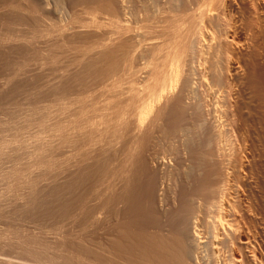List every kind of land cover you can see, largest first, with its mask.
<instances>
[{
  "label": "bare ground",
  "instance_id": "6f19581e",
  "mask_svg": "<svg viewBox=\"0 0 264 264\" xmlns=\"http://www.w3.org/2000/svg\"><path fill=\"white\" fill-rule=\"evenodd\" d=\"M83 1L99 15L77 25L55 24L54 39L39 49L22 43L0 49V75L10 68L0 101L27 108L26 119V109L17 110L20 118L44 136L34 135L31 166L24 159L28 165L18 163L6 173V190L26 204H20L25 213L59 217L83 211L85 183L115 177L100 202L106 208L102 221L115 228L105 233L103 264H264V0ZM30 59L43 71L52 64L54 75L38 68L37 80H17ZM186 112L199 126L200 147L208 149L199 148L201 160L216 157L209 168L192 165L203 167L196 168L198 176L181 159L147 161L144 155L153 132L178 129ZM24 131L19 134L27 136ZM30 146L21 152L27 148L29 156ZM55 147L66 148L78 165L67 160L75 165H65L67 174L72 168L70 179L59 170L66 181L59 177L62 184L51 186L58 174ZM47 169L55 173L49 197L41 190L48 181H37ZM180 171L193 186L172 192L159 187L160 178ZM197 194L199 206L191 202ZM95 208L84 210L93 214ZM21 243L27 255H46L37 239ZM65 251V264L94 263L82 249ZM0 264L36 263L0 256Z\"/></svg>",
  "mask_w": 264,
  "mask_h": 264
},
{
  "label": "rangeland",
  "instance_id": "374dc122",
  "mask_svg": "<svg viewBox=\"0 0 264 264\" xmlns=\"http://www.w3.org/2000/svg\"><path fill=\"white\" fill-rule=\"evenodd\" d=\"M8 1V2H7ZM85 3V4H84ZM99 15L98 11H93L90 8V4L89 2H84L83 0H6V1H0V49H2L3 51L7 50L8 48H10V46L12 47V45L14 46V44H16V46L18 45H22V47L24 45H30L28 46L29 48L33 47V49H37L40 46H43V44L45 42H47L49 40V42L52 39L53 34L56 32L55 30H57V28L59 26H61L60 24L66 26L67 25H72V24H80V23H84V21H87L90 17H95ZM59 25H55L58 24ZM54 26H56L57 28H55ZM55 28V29H54ZM35 30V32L33 31ZM52 35V36H50ZM56 35V33H55ZM48 37H51L48 38ZM54 37V36H53ZM45 39H48L45 41ZM30 42V43H29ZM22 43V44H21ZM26 43V44H25ZM28 43V44H27ZM38 45V46H37ZM37 46V47H36ZM25 47V46H24ZM5 49V50H4ZM39 49V48H38ZM65 49V48H64ZM67 51V50H65ZM64 51V52H65ZM67 52H65L66 54ZM68 54V53H67ZM11 61L15 60L14 57L9 54L7 56ZM34 59H30V64H26L24 65V67H21L20 69L24 70L27 66V70H28V74L25 71H21L20 69L17 71V75H16V79L18 78L19 80L21 79V82L23 81L22 79H24L25 81V77L26 78V82L27 79L28 81H32V80H37L36 78L39 76L38 73H40V71L42 70V66H39V61L37 59H35L36 61H33ZM1 61V59H0ZM2 62V61H1ZM0 62V63H1ZM34 62V63H32ZM37 62L36 66H37V70L34 68L35 67V63ZM39 62V63H38ZM2 65V63L0 64ZM30 65L31 69H28V66ZM41 65V64H40ZM51 65V66H50ZM49 65V70L48 67L43 69L45 71L42 70V73H46L48 70V73H51V70L54 71V69H52L53 67L55 68V66L52 67V64ZM5 67V66H4ZM51 67V68H50ZM40 68V69H38ZM2 73L0 75V84L2 83L3 86L2 88L4 90L5 87H9L7 86L8 84L10 85V83L7 84L6 80V74L5 72H7V70H10V68L8 69V67H5V69H7L5 71L4 68H1ZM51 69V70H50ZM32 70H34L33 72H31L32 74H30V72ZM38 73H35L37 72ZM50 71V72H49ZM24 72H26V76L22 75V77L24 76V78H20L21 76H19L20 74H23ZM20 73V74H19ZM35 74H38V76H36ZM54 75V72L49 74ZM44 75V74H42ZM48 75V76H49ZM18 76V77H17ZM34 76V77H33ZM41 76V73H40ZM39 76V77H40ZM45 76V75H44ZM43 77V76H42ZM15 78V76H14ZM35 78V79H32ZM44 78V77H43ZM7 81V82H5ZM15 79V80H16ZM17 79V80H18ZM3 80V82H2ZM14 82H17L15 81ZM13 81V80H12ZM5 82V83H4ZM19 83V81H18ZM0 86V94H2L3 91L1 90ZM9 102H7L6 104L2 103L0 101V256L3 257H12L15 260H24V261H28V262H33L36 264H65L62 261V258L64 259V255L66 254V251L69 247H74L77 249H82L83 251L87 252V253H91L93 256L90 257L91 260H94L93 264H103L100 257H101V246L103 244V239H105V233H115V228L113 226H111L109 223L106 224L102 221V212L105 211V207L103 208L100 204L101 199L104 195V193L108 190L107 187L110 188V186H112L115 182L116 179L115 177L109 179L107 175H101L98 178H96L92 184L91 183H85L83 185V189H86L85 192L86 193V197H85V206L83 208V211L80 210V212H76L79 210H74L75 213H68V214H61L63 216H60L59 213V217L58 216V212L56 215V212L51 213V215L48 214H44V212H42V214L40 215V212L37 210L36 214L39 212V214L35 215L33 212H29L32 215H29L26 211V213L22 210L23 207L21 206H26V204H22V202L20 201H15L13 200V195L8 192L6 190V183L4 180V176L6 175V173H8L9 171H11L14 167L19 166H24L25 163L26 165L31 166L30 164H32V162L35 160V158L37 157V154L35 155L34 153V149L32 147V142L33 140L35 141L34 135L36 136H41L44 138L43 134L41 133H37L36 131H38V128L33 125L34 128L30 127L31 125L28 124H24V121H22V119H26V117H28L26 114V111L28 110L25 107H22V111L23 109H26L23 111V114H21V108L13 105L15 109H13L11 106V104H8ZM20 109V110H18ZM21 115H23L22 119L20 118V114H18L19 112ZM25 112V113H24ZM28 112V111H27ZM19 115V117H17ZM21 120H19V119ZM18 119V120H17ZM19 121V122H18ZM21 122V123H20ZM19 124V125H18ZM24 124V125H21ZM28 125V128L26 127ZM20 126V127H18ZM21 126H25V128H27L26 130L28 131H24L23 130H19L18 132V128L22 129ZM36 127V129H35ZM17 130H16V129ZM32 130H28V129ZM35 130V131H34ZM199 126H197V124L192 123L189 119V114L186 112L185 113V117L183 118V121L181 123V126L174 130V131H166V130H155L153 132V134L150 136L149 141H148V146L146 148V150L144 151V155H146V160L150 161L151 160V156H155L158 157L160 159H165V160H170V157L175 158L176 160L181 159L183 166L186 168H189L190 172H191V176H198V174L200 173L198 170H200L201 168H209L213 159H215V155H208L210 157V159H204V161H202L201 159V155H200V149L202 148V150H204V152H206L208 149L205 146H201V138L198 134L199 131ZM20 131H24L27 132V136L22 134L20 135ZM32 131V132H30ZM20 136V138H22V140H20V138L17 136ZM34 132H36L34 134ZM23 133V132H21ZM29 133V135H28ZM30 133L31 134V140L30 141ZM19 138V140L16 138ZM33 135V138H32ZM22 136V137H21ZM26 136V138H25ZM35 136V137H36ZM14 140L15 138L17 140ZM28 137V138H27ZM47 137V136H46ZM45 137V138H46ZM24 139V140H23ZM29 139V141L27 140ZM37 139V138H36ZM10 140V145H12V147L8 144V142ZM19 141V142H18ZM25 141V143H24ZM15 142V144H14ZM23 142V143H22ZM29 142V150L32 152V156L30 151H27L26 155V150L29 146L28 143ZM5 143V144H4ZM8 147H7V144ZM19 143L21 146L19 147L20 151L18 150V146ZM27 143V144H26ZM26 144V145H25ZM17 147H16V146ZM23 150L25 148V146L27 147L25 149V152H21L22 150V146ZM15 146V148H14ZM4 147H6L7 149L10 148V150H7L6 148L4 149ZM17 149V153L16 150ZM33 149V150H31ZM57 150V153L56 151ZM55 150H51L54 155V167H56L58 174L55 176V172L53 170V168L51 170H53L54 172H51L50 169H47V171L45 172L44 170L39 171L42 176H40L38 181V184L40 182H43L44 179L45 181L43 182L45 184V182L48 181L47 184H49L51 180L55 179V182L51 181V186L57 185L59 184L57 180H60L62 182H65V178L67 180L70 179V174L69 172H71V170H68V174H67V167H69V164L67 160H69V162L71 163H75V165L70 164L71 167H73V169L75 167H77L78 163L75 160V158L72 156V154H70V156H68V154L70 153L66 148L63 152V150L61 151V149H57L55 147ZM67 150V151H66ZM192 150V151H191ZM200 150V151H199ZM9 151V152H8ZM58 151L61 153L62 155L58 154ZM20 152V153H18ZM29 152V153H28ZM69 152V153H68ZM10 153V154H8ZM25 153V154H24ZM19 154V156H18ZM26 155V156H23ZM193 155V156H192ZM64 157V158H61ZM68 156V159H67ZM119 156V154H118ZM192 156V157H191ZM29 157V158H28ZM35 157V158H33ZM213 157V158H212ZM31 158V159H30ZM27 160V162H23V160ZM58 159V160H57ZM24 160V161H25ZM58 165L57 164V161ZM71 160V161H70ZM64 161V162H63ZM67 161V162H66ZM73 161V162H72ZM197 161V162H196ZM199 161H201L199 163ZM209 164L206 165V163ZM225 163L227 162V159L224 158L223 160ZM23 162V164H22ZM56 162V163H55ZM115 162V161H114ZM193 162V163H192ZM198 163L200 166L202 164L203 167H194L193 168V164ZM19 163V164H18ZM64 163V165H63ZM205 163V164H204ZM18 164V165H17ZM22 164V165H21ZM25 165V166H26ZM56 165V166H55ZM63 165V167H65V165L67 167H65L64 169L66 170H61L63 167H60ZM75 166V167H74ZM70 168V167H69ZM190 168H193L192 170ZM198 168V170L196 169ZM200 168V169H199ZM55 169V168H54ZM46 170V169H45ZM49 170V171H48ZM63 173L64 179L62 178L63 176L61 175V173ZM188 170V169H187ZM67 174H65L64 172ZM201 171V170H200ZM51 174H54L51 176ZM199 172V173H197ZM35 172H32L31 174L33 176H35V174H33ZM37 173V171H36ZM40 173H38L40 175ZM43 173H46L43 175ZM50 176H49V175ZM69 175V176H68ZM47 176H49V178H46ZM55 176V177H53ZM43 177V178H42ZM53 177V178H50ZM59 177H61L59 179ZM190 177V176H189ZM51 179V180H50ZM64 181H63V180ZM54 181V180H53ZM57 182V183H56ZM62 182L60 184H62ZM163 182V184L161 183ZM192 181L189 180L187 178V176L183 173V172H179L176 175L173 176H165L163 178H160V184L159 187L161 186H166V192L169 191H173L174 188H180V187H184L187 188L189 185L193 186V184L191 183ZM43 183H41L43 185ZM53 183V184H52ZM56 183V184H55ZM46 184V185H47ZM59 184V185H60ZM87 184V185H86ZM41 185V187H42ZM46 185H43V188L46 187ZM40 186V184L38 185ZM45 186V187H44ZM50 184L49 186H47L45 189L41 188V190L44 191L43 194H45V192H47L46 194H48L47 196L49 197L50 194L48 193L49 187H51ZM189 186V187H190ZM48 189V191H47ZM51 189V188H50ZM42 193V192H41ZM174 194V193H173ZM46 196V197H47ZM52 198V197H50ZM49 198V199H50ZM194 198V199H193ZM193 198H191V201L193 204H195L196 206H199L203 200H202V196L199 194L194 195ZM19 204L16 205L15 202ZM21 204V206H20ZM75 204V203H74ZM92 204H96V206H90ZM99 204V207H98ZM27 207V206H26ZM25 207V208H26ZM75 207V205H74ZM90 207H93V209L95 208L93 214L89 213L88 211L86 212L85 210L88 208L92 209ZM22 208V209H21ZM109 210L111 213H114L115 210V206L113 204H110L108 206ZM85 209V210H84ZM92 209V210H93ZM41 211V210H40ZM86 212V214H85ZM55 214V215H53ZM69 214H71L70 216H68ZM88 216L90 214L89 217ZM96 214V215H95ZM48 215V216H45ZM95 215V216H94ZM99 215V218H96ZM93 218H92V217ZM62 217V218H61ZM97 219V220H95ZM163 220V218H160ZM110 225V226H109ZM108 229V231H106ZM28 238H34L37 239L39 242L44 243L45 248L41 247V253H46V255H43L42 257H38L35 258L33 256H30L29 254L27 255L26 253H24V249L21 250L22 245H24L23 241H25ZM21 243V244H20ZM21 246V247H20ZM24 248V247H23ZM65 249V250H64ZM23 251V252H22ZM2 254V255H1ZM62 257V258H61ZM34 258V259H33ZM82 260V259H81ZM86 260V259H83ZM82 260V261H83ZM85 262V263H84ZM88 261H83V264H89L87 263ZM76 262H73V264H75ZM81 264L82 262H77L76 264Z\"/></svg>",
  "mask_w": 264,
  "mask_h": 264
}]
</instances>
